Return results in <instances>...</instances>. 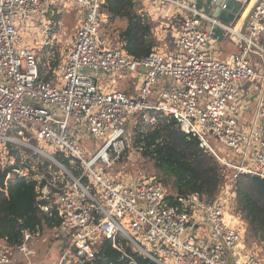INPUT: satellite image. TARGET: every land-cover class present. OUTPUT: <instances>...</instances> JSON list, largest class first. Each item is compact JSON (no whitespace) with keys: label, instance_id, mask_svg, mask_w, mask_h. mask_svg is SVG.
I'll return each instance as SVG.
<instances>
[{"label":"built area","instance_id":"built-area-1","mask_svg":"<svg viewBox=\"0 0 264 264\" xmlns=\"http://www.w3.org/2000/svg\"><path fill=\"white\" fill-rule=\"evenodd\" d=\"M74 1L82 11L54 82L38 79L36 52L49 47L44 53L45 72L54 71L49 46L53 42L45 36L53 20L36 26L44 34L36 47L17 49L19 29H30L39 15L47 13L51 0H0V159L15 164L7 143L15 144L20 138L55 164L44 183L45 176L34 165H18L6 176L36 180L37 200L45 201L38 204L42 211L51 209V199L56 204L60 231L69 240L53 264H83L94 256V247L103 238L123 252L128 264L137 263L120 248L122 239L156 264H264V254H242L244 226L238 224L241 218L233 209L235 194L228 184L212 200L192 192L169 203L164 185L155 177L124 180L107 171L127 146L129 118L141 113L148 126L156 122L152 111H160L173 115L183 131L197 135L202 147L235 170L233 178L240 172L264 178V62L255 65L249 60L252 52L264 59V0L254 1L244 30L202 10L199 0H138L167 12L170 21H179L174 48L165 53L155 48L141 59L102 38L103 0ZM229 1L210 3L226 9ZM217 27L241 45L226 60L215 52ZM120 72L142 76L135 96L105 82L109 78L113 84ZM161 76L172 82L156 93L152 86ZM247 82L249 86L243 87ZM247 95L257 101L253 120L248 122L241 113L246 106L251 113ZM84 126L91 137L101 139L88 157L80 145ZM210 138L220 147L215 148ZM41 143H47L53 153L42 149ZM55 151L68 157V166L55 159ZM228 152L234 159L228 158ZM51 188L59 191L51 196ZM31 237L30 231H23L20 251ZM0 264H10L9 247L1 242Z\"/></svg>","mask_w":264,"mask_h":264},{"label":"trees","instance_id":"trees-1","mask_svg":"<svg viewBox=\"0 0 264 264\" xmlns=\"http://www.w3.org/2000/svg\"><path fill=\"white\" fill-rule=\"evenodd\" d=\"M138 4H141L138 0H103L101 9L105 14V24L115 19L126 22L125 28L118 34L120 45L129 55L141 59L155 49L157 43L149 17L146 11L137 7ZM44 47L43 56L39 57L37 64L38 79L50 80L51 72H45L44 54L49 47ZM56 65V61H53L52 67ZM152 112L156 115V122L152 125L144 124L141 113H135L129 118L127 146L115 162L122 159L131 147L136 148L140 156L152 164L155 170L152 177L164 185L165 198L169 203L192 192H198L212 200L228 184L235 194L233 209L245 222L248 238L255 242L264 240V178L245 172L237 173L233 178L235 170L222 164L212 152L202 147L197 135L183 131L173 115ZM7 147L9 153L16 158L14 165H8L0 159V239L4 240L6 246L18 249L23 243L24 230L37 235L45 227L54 228L63 240V250L69 239L68 235L60 231L61 218L54 201L50 200L51 209L44 212L38 206L45 201L37 200L36 180H27L16 174L6 179L14 167L26 164L34 165L45 176L41 180L44 183L48 170L56 167L55 164L37 154L21 158L13 143H7ZM54 157L65 166L69 165L68 157L62 153L55 151ZM83 180L86 181V177ZM58 191L57 188H51V196ZM119 244L120 248L132 254L137 264H156L134 252L124 239ZM94 249V256L83 264H128L123 252L113 246L109 239L103 238ZM9 255L11 256L10 251Z\"/></svg>","mask_w":264,"mask_h":264},{"label":"rangeland","instance_id":"rangeland-1","mask_svg":"<svg viewBox=\"0 0 264 264\" xmlns=\"http://www.w3.org/2000/svg\"><path fill=\"white\" fill-rule=\"evenodd\" d=\"M240 2L244 3V1ZM250 2L251 0L249 1V3ZM50 3L52 4L47 8V13L39 15V19L34 22V25L31 26L30 29H19L21 43L17 45V49H19V47L26 46L36 47V44H39V42L43 40L44 35L39 29L36 28V26H40L42 22V25H45L47 21L51 22V20H53L50 24V29L46 31L47 34H45V36H48V40H52L53 45L49 44V46H53V49L55 51V55L57 58L56 64L60 63L59 65H61L66 47L71 42L74 36L82 8L74 0H51ZM137 7L146 11L149 17L148 20L151 23L152 33L156 38V48L161 47L157 50L160 53H165L167 52L166 48L172 49V34L174 32L173 29H175L176 27L174 23L175 21L173 19L171 21L168 19L166 14L167 12H160L157 9L146 7L142 4H138ZM105 21L106 19L104 18V21L102 22V25L104 26L101 27L100 30L101 36H103L102 38L109 46H121L118 34L120 33V31H122V29L125 28L126 22L123 19H115L114 21H110V23L108 21L105 24ZM17 25H19V23H17ZM58 25H60L58 31L52 30V28H58ZM42 56L43 55L41 52V54H39V57L41 58ZM88 72L94 76L100 75V73L93 72L91 70ZM141 77V75H136L134 77L128 78L130 79V81H132L134 86H138L139 78ZM162 81H164L165 83H163ZM105 82L115 89L123 90L124 87L127 88V85L125 84L124 86H122L119 80H116L112 84L111 80L108 78L105 80ZM171 82L172 80L170 79V77L161 76L158 78V84L156 83L152 86V88L156 93H158L160 89H162L166 85L169 86ZM245 99L249 100V95H247ZM248 104L251 108V113H248L247 106L241 110L242 115L244 114L243 116L248 118L244 119L247 122L249 120H253L257 101L249 100ZM80 136V145L82 148V152L85 157H88L87 155L91 154L99 146L101 139H95L91 137L86 126H84V128L80 131ZM22 141L25 142L23 139L19 138L18 142H15L16 148H18V155L21 158L27 156L31 157L33 156V154H37L39 157L46 159L43 154L26 145V143H23ZM210 141L215 148L220 147V145L216 141H214V139L210 138ZM29 143L32 146L36 145V141L29 140ZM40 146L45 151L53 153V150H51L47 143H41ZM125 149H123V151ZM222 153L225 155V151ZM227 156L229 159H234L235 157V155L231 152H228ZM236 161L240 163L239 159H236ZM108 170L118 178L124 180H132L141 176H152L155 172L152 164L145 161L134 147H131L128 152L124 153L123 158L118 162L112 164ZM10 177H13V174H11ZM127 217L129 218V216ZM239 217L241 218L240 215ZM238 224L244 226L243 246H246L247 250L252 249L253 251L258 252L264 250V244L255 242L254 240L248 238L246 224L243 219H241ZM62 243L63 240L58 235L56 229L45 227L37 235H33V238L26 243L25 250L20 251L19 249L9 247V251L11 253L10 264H53L57 261L59 255L62 253Z\"/></svg>","mask_w":264,"mask_h":264},{"label":"crops","instance_id":"crops-1","mask_svg":"<svg viewBox=\"0 0 264 264\" xmlns=\"http://www.w3.org/2000/svg\"><path fill=\"white\" fill-rule=\"evenodd\" d=\"M198 5H199V7L202 10L212 14L213 16L217 17L222 22H224V23H226L228 25H231V26H233V27H235L237 29H241V30H244V28H245V18L247 16V14L249 13L250 9L252 8V5H251V7L248 10V12L246 13V15L243 16V14H244L246 8L248 7L249 3H245V2L242 3L240 1L232 0V1H229L227 3V8L226 9H220L217 4L210 3V0H199ZM173 20L175 21L174 22L175 26L178 27L179 21L176 18L173 19ZM176 27H175V29H176ZM175 29H173V30L175 31ZM214 32H215V34H216V36L218 38V42L215 45V52H216L217 56L221 57L220 59L226 60L232 54L238 53L240 51L241 45H239L234 40H232L229 37V35L224 30H222L221 28L217 27V28L214 29ZM173 38H174V32L172 34V46H171L172 49L174 48ZM44 48L45 47H41V48H39L36 51L37 55H38V60H40L39 54H41V52L43 50H45ZM159 48H161V47H159ZM51 49H52V51H53V53L55 55V51L53 49V46H51ZM172 49L171 48L170 49L166 48L167 51H170ZM64 58H65V52H64ZM64 58L61 61V65H62V63L64 61ZM249 60L251 61V63H253L255 65H261V63L264 62L263 57H260L255 52H252L250 54ZM55 61L57 62L56 55H55ZM59 64H57L54 67V71H52L50 73V80H54V82H57V80H58L57 76H58L59 69H60V66H61ZM113 79L115 81L119 80V82H120V84L122 86H124L125 84L127 85V88L124 87V89L121 90V91L127 93L128 95H132V96L136 95V93H137L136 86H134L132 81H130V79L127 76H125L124 72L118 73L116 75V77H114ZM249 84H250V82H247L246 84H243V87L247 88L249 86ZM0 242H1L2 245H5L4 240L0 239ZM260 242L261 241H259V243ZM253 244H251V245H253ZM246 253H260V254H264V250H262L260 252L253 251L252 249L247 250L246 246H243L242 247V254L245 255Z\"/></svg>","mask_w":264,"mask_h":264},{"label":"bare ground","instance_id":"bare-ground-1","mask_svg":"<svg viewBox=\"0 0 264 264\" xmlns=\"http://www.w3.org/2000/svg\"><path fill=\"white\" fill-rule=\"evenodd\" d=\"M254 1H255V0H251V2L249 3L248 7L246 8V10H245V12H244L243 16H245V15H246V13H247V12H248V10L250 9V7H251V5L254 3Z\"/></svg>","mask_w":264,"mask_h":264},{"label":"water","instance_id":"water-1","mask_svg":"<svg viewBox=\"0 0 264 264\" xmlns=\"http://www.w3.org/2000/svg\"><path fill=\"white\" fill-rule=\"evenodd\" d=\"M253 11H254V7H252V8L250 9L249 13L247 14V16H246V18H245V24H246V22H247V20H248V18H249V16H250V14H251ZM251 99H252V97H251Z\"/></svg>","mask_w":264,"mask_h":264}]
</instances>
